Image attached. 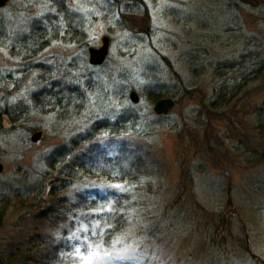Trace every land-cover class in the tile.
I'll return each instance as SVG.
<instances>
[{
	"label": "rangeland",
	"instance_id": "374dc122",
	"mask_svg": "<svg viewBox=\"0 0 264 264\" xmlns=\"http://www.w3.org/2000/svg\"><path fill=\"white\" fill-rule=\"evenodd\" d=\"M248 3L11 0L0 10V101L28 113L0 136V186L13 194L0 255L20 217L33 212L40 192L26 194L27 186L50 182L74 159L120 157L143 167L136 184L125 178L66 189L71 199L105 200L108 210L122 201L128 225L118 238L96 243L100 225L83 213L44 226L49 239L72 248L77 261L68 264H264V160L250 149L264 122V75H254L264 7ZM133 20L147 22L149 32ZM104 37L107 60L91 66L89 49H100ZM242 83L237 99L220 97L221 86ZM54 87L76 95L57 98L60 105L55 93L41 98ZM162 99L175 106L159 116ZM230 209L224 234L216 224Z\"/></svg>",
	"mask_w": 264,
	"mask_h": 264
},
{
	"label": "trees",
	"instance_id": "16d2710c",
	"mask_svg": "<svg viewBox=\"0 0 264 264\" xmlns=\"http://www.w3.org/2000/svg\"><path fill=\"white\" fill-rule=\"evenodd\" d=\"M247 1L249 2L248 4L252 5L254 8L264 7V0ZM146 23H139L133 20V24H135L134 27H139L140 29L144 27L146 29L144 32L148 33L149 27ZM140 31L142 30H139V32ZM39 43H42V41H39ZM44 45L42 43L39 47L42 49ZM21 52L27 54L30 51L24 47ZM255 54L258 61L254 75L255 78H259L264 75V46ZM245 86L246 85L243 83L230 88L223 85L219 90V95L224 100L231 97L229 101L231 102L237 99L236 92ZM53 89H55L53 92L41 94V98L51 101V95L55 93L53 96L54 98H52V101L55 103L56 101L59 102L57 100L59 97L64 99V97L68 95H76L74 92L69 91L70 89L67 87L62 89L54 87ZM158 90L159 89L156 90L157 93H155V96H158L160 93ZM67 91L70 94H67ZM4 100L0 101V136L5 134L8 135V133H11L18 127V124H25L28 115L21 104L11 107L9 104H6ZM39 100V96L34 98L35 103L40 102ZM55 104L60 105L58 103ZM125 117L126 116L121 117L117 122L119 127L123 126V122L126 120ZM127 118H132V116H128ZM133 119H138V116L134 114ZM260 126V140H255L256 144L254 145L253 142V146L250 149L252 156L262 161L264 160V122L261 121ZM72 163L74 164L72 165ZM138 164L134 165V163L131 162L127 163L120 157L113 159L104 157L101 161L97 162H95L93 158L88 157L74 159L69 165L63 166L59 174L52 177L50 182L47 179L38 181L34 189L27 186L25 188L26 194L38 190L40 193L36 195V203L32 206L33 212L31 214L29 212L24 213L16 223L15 228H17V234L11 241H7L5 244L6 247L1 250L0 264H68L69 257L73 262L77 261L69 245L66 243H57L48 238V232L45 231L44 226L52 225L57 228L61 226L63 222L71 224L73 218L77 220L82 213L85 214L86 221L90 226L96 224L98 227V225H100V229H96V243L104 244L118 238V236L126 230L128 225L126 222V215L123 214V209L124 211L126 209L122 201L117 203V207L108 210L105 200H92L82 196H76L71 199L67 195L66 189L68 184L74 185V183L81 184L82 182L88 184L93 181L97 184H110L117 183L125 178L127 181L131 182L129 185H134L136 184L135 182L142 179L144 175L143 167ZM47 185L50 190L46 193L45 190ZM5 190L6 187H2L1 185L0 234L1 231H3L4 224L7 222V207L13 197L12 193ZM23 195L24 194H20V196ZM230 212L231 209L228 210L226 216L222 217L216 224L217 228L220 229L222 233L224 231V234L226 232L231 233L229 227H231L232 224L228 222ZM31 215L32 220L29 219ZM93 219L94 222L92 221ZM63 233L68 235L67 229L64 230ZM70 248L71 250L69 252L68 250ZM67 255L68 257H66Z\"/></svg>",
	"mask_w": 264,
	"mask_h": 264
},
{
	"label": "water",
	"instance_id": "95a60500",
	"mask_svg": "<svg viewBox=\"0 0 264 264\" xmlns=\"http://www.w3.org/2000/svg\"><path fill=\"white\" fill-rule=\"evenodd\" d=\"M11 0H0V10L5 8ZM111 40L108 37H104L103 39V46L100 49L96 48H90L89 54H90V65L94 67H100L103 66L107 60V57L109 55V49H110ZM131 101L137 105L140 103L141 99L137 92H132L131 94ZM175 106V102L172 99H162L158 101L155 105L154 111L157 115L163 116L167 115L170 110ZM43 138V133L39 132L36 135H34L32 141L34 143L39 142ZM5 170V167L0 162V173H3Z\"/></svg>",
	"mask_w": 264,
	"mask_h": 264
}]
</instances>
